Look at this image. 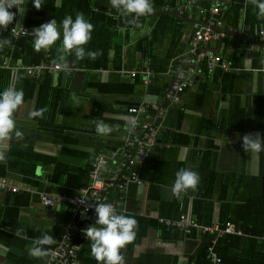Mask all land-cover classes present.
Instances as JSON below:
<instances>
[{
    "label": "crops",
    "instance_id": "obj_1",
    "mask_svg": "<svg viewBox=\"0 0 264 264\" xmlns=\"http://www.w3.org/2000/svg\"><path fill=\"white\" fill-rule=\"evenodd\" d=\"M215 1L204 5L196 0H164L156 7L152 0L153 13L140 17L141 27H134L121 24L108 0H87L89 11H103L117 23L108 51L109 66L104 67L98 58L78 60L73 53L66 57L67 70L41 69L37 73L28 72L27 67L46 58L55 59L52 48L57 50L62 42L58 47L39 51L41 57L33 56L16 46L15 41L24 37L36 52L32 48L34 36L13 35L10 27L33 30L52 17L59 26L66 15L85 16L91 12L82 9L84 0H43L39 10L32 6V0H26L23 13L15 7L9 10L16 15L6 29H0V40L11 41L3 48L6 53L0 50V92L7 86L22 89L24 103L15 113L16 130L21 135L17 137L14 132L10 139L0 141V245L8 248L6 254H0V264H46L48 255L37 259L30 257L27 250L44 233L59 241L72 220L69 200L89 183L99 153H110L122 144L131 117L128 107L134 105L147 106L139 118L153 120L161 127L139 169L141 182L129 185L125 201L120 203L124 211L117 212L138 222L135 240L122 249L126 264H194L195 254L205 243L202 235H212L204 231L205 227H217L220 214L232 217L242 212L241 203L248 193L253 197L257 194L259 201L263 199L261 180L255 185L247 181L260 176L263 152H245L240 139L245 134H259L264 139V37L258 34V29L264 28V19L258 28L253 20L245 19L249 0H220L217 18L225 30L233 31L209 44L232 69L223 70L216 65L209 72L201 63L193 83L180 94L179 101H164L175 73L189 64L192 26L188 15L196 17L197 8L208 9ZM188 2L191 6L186 8ZM239 2L242 7L237 22L226 25L225 14H234L231 5ZM171 12L181 21L174 22L166 32L161 31L160 37H150L153 29L158 32L168 24L158 27L157 16ZM122 27L127 29L124 33L119 31ZM96 28L94 25L92 38L84 46L86 50L102 46L94 38ZM154 106H165L163 119L156 118ZM40 108L47 109L43 118L29 117L31 111ZM97 120L109 125L107 135L97 134ZM122 160L119 156L118 162ZM118 168L109 163L104 175ZM180 168L196 171L200 182L195 192L189 189L176 198L171 187ZM45 198L51 203H45ZM181 214L197 227L173 236L172 227L159 219L174 220ZM244 215L248 220H261L264 205L249 202ZM237 231L242 234L241 229ZM73 243L79 264H97L83 230L76 231ZM51 245L44 246L47 252ZM227 245L225 242L223 247ZM233 246H237V241L227 247L231 249L228 264L244 260L255 264L252 247L247 245L246 253L238 257L243 246ZM206 251L207 257L208 246ZM237 251L239 254H234ZM196 263L200 264L199 258Z\"/></svg>",
    "mask_w": 264,
    "mask_h": 264
},
{
    "label": "built area",
    "instance_id": "obj_2",
    "mask_svg": "<svg viewBox=\"0 0 264 264\" xmlns=\"http://www.w3.org/2000/svg\"><path fill=\"white\" fill-rule=\"evenodd\" d=\"M184 6L189 8L191 4L188 2ZM220 7L221 1L217 0L208 9L205 7L197 8L198 14L196 17L193 18L188 15L192 26L188 49L190 56L187 59L189 64L186 68L181 69V72L178 70L175 73L174 78L165 90V101H168L169 104L177 103L180 99V93L193 83L195 73L199 72L197 65L201 62H206L209 71H212L216 65L221 66L223 70L232 69L221 55L215 53L209 47L212 41L221 40L230 31L225 30L222 27V21L217 18L220 14ZM10 31L16 36L33 35L31 34L32 29L24 26L10 27ZM258 34L263 38L264 29H259ZM58 68L57 65L46 58L40 64L28 66L27 71L37 73L41 69L56 70ZM182 72L185 75H182ZM165 110H167L165 106H154L156 118L163 119ZM146 111L147 106H131L128 108L131 117L127 121L122 144L114 148L110 153H99L92 165L89 183L77 196L69 200L72 220L66 224L59 241L54 242V245L49 247L46 264H79L76 257L77 246L73 243V238L76 231H79V223H82V230H84L96 218L94 209L97 203H112L116 207L117 212L124 211V208L120 207V203L125 201L130 183L139 184L141 182L138 176L139 169L148 155L150 147L155 144L161 127L155 121L151 122L150 120H141L139 118V115ZM119 156L123 157L121 162H118ZM109 163L117 164L119 168L116 172L106 176L103 170L105 165ZM13 190H16V188H13ZM44 202L51 203L47 198L44 199ZM159 221L167 226L179 228L186 232L191 226L197 225L189 220L185 214H181L174 220L159 219ZM206 230L233 233L235 232V227L231 222H226L224 228L205 227L204 231ZM208 250L210 264L219 263L220 258L213 250V246H210Z\"/></svg>",
    "mask_w": 264,
    "mask_h": 264
},
{
    "label": "clouds",
    "instance_id": "obj_3",
    "mask_svg": "<svg viewBox=\"0 0 264 264\" xmlns=\"http://www.w3.org/2000/svg\"><path fill=\"white\" fill-rule=\"evenodd\" d=\"M25 2L26 0H0V29H6L15 19L16 13L9 10L15 7L20 13H23ZM42 3L43 0H32V6L36 10L41 8ZM109 3L111 8L116 9L119 17L125 18L126 26L141 27L139 18L153 13L152 0H109ZM249 3L258 10L257 17L264 18V0H249ZM128 17L132 18L128 19ZM93 30L94 25L82 13L76 14L74 19L71 15H66L59 26L57 21L52 19L32 30L31 34L34 36L32 48L36 52L47 51L58 40H61L62 34V43L57 49L58 55L52 62L62 70H67L66 57L68 55L74 53L78 60H83L85 57L95 60L102 54L100 51L86 50L84 47L91 40ZM126 30V27L119 29L121 33ZM10 44L11 41L8 39L0 40V50ZM23 103L24 92L22 89L7 86L0 92V141L10 139L14 132L17 137L21 135L16 130L15 113ZM46 111V108L31 111L29 117L43 118ZM94 124L97 134L107 135L110 132L109 125L103 121L97 120L94 121ZM240 139L245 152L258 154L264 151V139L259 134H245ZM2 159L3 156L0 155V160ZM199 182L200 176L196 171L180 168L175 173L171 192L174 197L181 198L182 194L189 189L195 192ZM94 211L95 223L83 230V235L91 242V256L97 261V264H126L122 249L135 240L137 220L132 216L118 214L112 203H97ZM54 242L55 239L52 235L44 233L32 241V246L27 250V254L37 259L46 257L48 252L44 246ZM7 251L6 246L0 245V254H6Z\"/></svg>",
    "mask_w": 264,
    "mask_h": 264
},
{
    "label": "trees",
    "instance_id": "obj_4",
    "mask_svg": "<svg viewBox=\"0 0 264 264\" xmlns=\"http://www.w3.org/2000/svg\"><path fill=\"white\" fill-rule=\"evenodd\" d=\"M196 1L198 2L197 4L200 3V4L207 5V4L211 3L212 0H196ZM163 2H164V0H156V1L154 0L153 4H156V7H157V6H160ZM108 3H109V0H108ZM87 6H88L87 5V0H84V6L82 7V9L89 11ZM241 7H242V2H239L238 5H231V9L235 13L231 14V12L230 13L227 12L225 14L224 22H225L226 25L231 24V23L235 24V22H237V19H238V16H239L238 11L240 10ZM252 9H255V8L248 1V3H247V10L248 11L246 10V12L244 14L245 15V19H248L249 21L253 20V24H255L257 26V28H258L259 27L258 25L261 22H263L264 18H258L257 15H256V12L258 10L255 9V11L253 10L254 12H252ZM112 10L115 11L116 9L112 8ZM89 12H91V13H89L90 16L85 14L84 17L89 22L90 21L94 22L95 27H97L96 30H95V37L94 38H95L96 41L99 39L101 44H102L101 48L95 47V49L93 51H100L102 54L97 57L98 60H99V63H101L104 67L109 66L108 51H110V49L112 48V37H113L114 32H117V29H116L118 27L117 23H116L115 19L112 16H105L103 14V11H102V13L94 12V11H89ZM72 17H73V19L75 18L74 16H72ZM157 17H158L157 18L158 27H160L161 24H167V23L168 24L166 26H164V28L162 30L158 31V32H156V29H153V32L150 34V37L151 36H156V38L160 37L163 34L162 32H166L168 29L171 28L172 25H174V22L181 21L179 18L175 17V14L172 13V12L171 13H163V14L158 15ZM52 19H54V17H52ZM124 19L125 18H123V17L119 18V20L121 21V24H124ZM128 19H131V17H128ZM96 23H99V24H96ZM250 26H252V24ZM8 31H7V33H9ZM230 31H233V30H230ZM227 35H228V33L226 34V36ZM25 41H26V39L24 37L16 39V41H15L16 46L22 47V49L26 50L28 53L31 52L33 56L37 55V56L41 57L39 52H37V53L33 52L31 50V47H30L31 45L28 42H25ZM59 42H62V34H61V40H58L52 47H58V43ZM2 52L4 54V53H6V50L3 49ZM51 54L53 56L56 55V57H57L58 52H57V50L55 48H52V53ZM53 60L54 59H52L51 61H53ZM201 63H203L205 65V67H206V69H204V70L209 71L207 69L206 62L203 61ZM184 90H185V88H184ZM200 96H202V95H200ZM165 102L168 103V101H165ZM134 106H136V105H134ZM262 152H263V159H262V170L260 172V176L257 177V178L251 177L250 181L249 180H247V181L249 182V184L255 185L256 182L259 183L258 179L261 180L262 185H263V190H262L263 199H261V201H259L256 193H255L256 195H254V197L251 194L248 193L246 195L247 196L246 199L243 201V203H241L242 212L234 213V215L232 217L227 215V213H224L223 216L220 214L219 221H218L219 223H218L217 227L224 228L223 226H225V223L231 221L234 224L235 232H233V233L232 232L219 233L218 230L213 231V232L208 231V232H210L212 234L211 235L212 238H211L210 244H209V239H210L211 236H209L206 233L203 234L202 237L205 240V243L200 248L199 252H197L195 254V256L193 258L194 264H197L196 261H197L198 258H199L200 264H210L209 257L208 256L206 257L207 246H208V249H209L210 246H213V247L215 246V249L217 251L215 253H218L217 255L220 258V262L218 264H228V263H230V260L229 259L227 260V257L229 256L228 250H231V249H227V247L228 248L231 247V241H237V246H233L232 247L233 249L240 248L241 245L243 246L242 249H241L240 254H239L238 251L234 253V254H239L238 257H241V256H243L246 253V250L248 249L247 248V245H248L249 248L252 247V249H253V254L255 255V257H254L255 264H264V238H263V235H264V216H263V218L261 220L259 219L258 221H254V220H248L247 217L244 215V209L246 208V206L248 205L249 202L253 203V201H254L256 204L264 205V151H262ZM243 207H245V208H243ZM120 213H122V212H120ZM78 227H79V230H82L83 229L82 228V223H79ZM192 227H197V225L196 226H191L190 229ZM170 229L173 230V231H171ZM170 229L169 230H170V232H171V234L173 236H175V235H178V236L180 235L181 236L182 234H184V232H186V231H183V230H181L179 228H175V227H172ZM238 229L242 230V234L241 235L237 234V230ZM189 230L187 231L188 233H189ZM215 238H217V239H215ZM213 239H215V241H213ZM225 242L228 243L226 248L223 247V244ZM53 245H54V243L51 246H53ZM213 250H214V248H213ZM82 262H83V260H82ZM149 262H151V261H149ZM144 263H145V261H140L139 262V264H144ZM152 263H153V261L151 263H148V264H152ZM237 263L238 264H246L245 260L237 262Z\"/></svg>",
    "mask_w": 264,
    "mask_h": 264
},
{
    "label": "rangeland",
    "instance_id": "obj_5",
    "mask_svg": "<svg viewBox=\"0 0 264 264\" xmlns=\"http://www.w3.org/2000/svg\"><path fill=\"white\" fill-rule=\"evenodd\" d=\"M190 21V20H189ZM151 122H154L153 120H151ZM156 141H157V139H156Z\"/></svg>",
    "mask_w": 264,
    "mask_h": 264
},
{
    "label": "water",
    "instance_id": "obj_6",
    "mask_svg": "<svg viewBox=\"0 0 264 264\" xmlns=\"http://www.w3.org/2000/svg\"><path fill=\"white\" fill-rule=\"evenodd\" d=\"M182 19H186V18H183V17H181ZM187 20V19H186Z\"/></svg>",
    "mask_w": 264,
    "mask_h": 264
}]
</instances>
